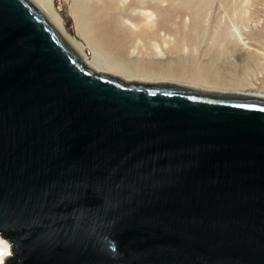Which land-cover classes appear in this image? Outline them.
<instances>
[{"label": "water", "instance_id": "water-1", "mask_svg": "<svg viewBox=\"0 0 264 264\" xmlns=\"http://www.w3.org/2000/svg\"><path fill=\"white\" fill-rule=\"evenodd\" d=\"M4 264H264V97L94 70L0 0Z\"/></svg>", "mask_w": 264, "mask_h": 264}, {"label": "bare ground", "instance_id": "bare-ground-1", "mask_svg": "<svg viewBox=\"0 0 264 264\" xmlns=\"http://www.w3.org/2000/svg\"><path fill=\"white\" fill-rule=\"evenodd\" d=\"M30 1L81 50L84 62L94 70L119 76L124 80L190 84L205 90L264 97V36L256 38L260 42L256 45L254 38L242 37L243 33L234 22L229 34L233 37H222L220 41L239 48L232 55L233 59L230 57L237 66H191L188 61L178 66L164 65L167 57L162 46H167L171 40L169 35L176 31L173 29V14H177L176 18L187 15L192 20L191 23L196 25L199 18L196 7L207 3V0H128L127 5V0H72L78 34L83 37L85 45L65 33L50 0ZM255 13H251L252 16L259 19L258 13ZM182 31L184 32V26ZM184 40L183 38V43L172 40L168 50L172 54L183 51L186 47ZM252 40L254 43L250 42ZM86 48L91 52L90 57L85 53ZM235 58L239 60H234ZM261 61L263 67L258 66L261 68L256 72L248 68L249 64ZM239 62L243 64H238ZM11 252L10 243L0 235L2 264L11 256Z\"/></svg>", "mask_w": 264, "mask_h": 264}, {"label": "rangeland", "instance_id": "rangeland-1", "mask_svg": "<svg viewBox=\"0 0 264 264\" xmlns=\"http://www.w3.org/2000/svg\"><path fill=\"white\" fill-rule=\"evenodd\" d=\"M248 1L249 2H247L246 0L245 2L248 3L247 5L244 3V0H207V3L200 5L199 7H196V10L199 12V18L197 20L196 25H193V23H191L192 20L190 21L189 16L184 15L176 18L177 14L174 13L172 22H173V29L176 31H174L172 34L170 33L172 36L169 35L171 40L167 43V46H162V50L165 53V57H167L166 63H164V65L172 64L178 66L183 62L188 61L187 63L191 64V66H201L205 64L207 65L210 64L214 67L223 66L224 68L237 66L236 64H234L232 60L233 59L232 55L236 54V52L239 51V48L235 47L231 43L230 44L221 43L220 41L222 37L230 36L229 34L232 31L231 27L233 22L237 24V27L241 31V34L243 33L242 37L254 38L255 41L252 40L250 42L252 43L255 42L254 44L256 45L260 43L259 41H257L256 38L260 36H264V0H248ZM50 2L53 10L58 15L62 23L65 33L68 36H71L79 43L85 45V41L83 37H81L78 34V26L76 27V19L73 9L74 2L72 0H50ZM174 3L177 4V2ZM127 4H128V0L125 3V5ZM250 11L251 13H255L256 11L255 14L258 13L257 16L259 17V19L256 18V16L253 17L252 14L249 13ZM244 13L247 14L244 15ZM249 18H254V19L249 20ZM243 21L245 23H243ZM182 22H184L186 27L184 24H182ZM183 26H184V32L182 31ZM191 32L193 33L191 34ZM161 34H163V32ZM183 38L185 39L184 42L186 41L184 43V46H186L185 49L183 51L181 50V52L183 53L179 52L178 54H176L177 53L176 52L173 53L174 54L173 55L172 52L169 51L170 49L168 50V46L169 48L171 47L172 40L174 42L176 41L182 42ZM220 44H222V46ZM224 44H226L228 47L225 46ZM85 53L87 54L88 57L91 56V52L88 48L85 49ZM234 60H239V59L235 58ZM262 63L263 62L261 61V63L249 64L248 68L253 69L256 72L258 68L263 67ZM238 64H243V63L239 62ZM252 79L254 80V78Z\"/></svg>", "mask_w": 264, "mask_h": 264}, {"label": "snow or ice", "instance_id": "snow-or-ice-1", "mask_svg": "<svg viewBox=\"0 0 264 264\" xmlns=\"http://www.w3.org/2000/svg\"><path fill=\"white\" fill-rule=\"evenodd\" d=\"M0 264H2V261H0Z\"/></svg>", "mask_w": 264, "mask_h": 264}]
</instances>
